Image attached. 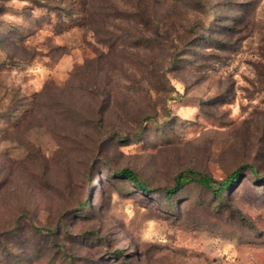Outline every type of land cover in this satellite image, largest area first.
Listing matches in <instances>:
<instances>
[{"label":"rangeland","instance_id":"1","mask_svg":"<svg viewBox=\"0 0 264 264\" xmlns=\"http://www.w3.org/2000/svg\"><path fill=\"white\" fill-rule=\"evenodd\" d=\"M76 1L0 0V264H264L250 169L160 191L264 174V0Z\"/></svg>","mask_w":264,"mask_h":264},{"label":"trees","instance_id":"2","mask_svg":"<svg viewBox=\"0 0 264 264\" xmlns=\"http://www.w3.org/2000/svg\"><path fill=\"white\" fill-rule=\"evenodd\" d=\"M92 1L93 0H77L74 4H76L78 9H81L86 13ZM149 119L150 118H147L145 121H149ZM247 169H250V172L256 181L264 182L263 173L258 172L249 165L242 164L220 180L198 170L185 169L176 175L171 185L162 188L160 191L165 199L172 201L174 197L187 187L198 186L210 192L216 200L223 202L226 196L232 193V191H234V189H236L246 178L244 175H246ZM115 173L120 179L132 184L138 192L148 193L151 191L150 186L141 181L129 168L119 169ZM83 206L84 204L81 205V207Z\"/></svg>","mask_w":264,"mask_h":264}]
</instances>
